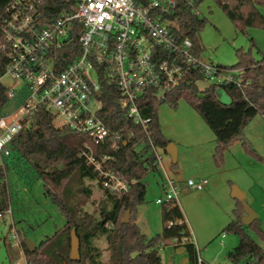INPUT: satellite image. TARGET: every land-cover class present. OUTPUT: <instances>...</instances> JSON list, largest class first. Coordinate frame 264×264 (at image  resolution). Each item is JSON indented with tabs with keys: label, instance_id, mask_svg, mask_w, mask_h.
I'll use <instances>...</instances> for the list:
<instances>
[{
	"label": "trees",
	"instance_id": "1",
	"mask_svg": "<svg viewBox=\"0 0 264 264\" xmlns=\"http://www.w3.org/2000/svg\"><path fill=\"white\" fill-rule=\"evenodd\" d=\"M48 15H52L58 6V0H53ZM235 25L244 33L247 28L264 29V0H216ZM60 8V7H59ZM58 9V8H57ZM53 11V12H52ZM168 19L177 24V35L180 38L189 37L193 42L195 55H202L200 31L204 27L205 18L194 14L192 7L181 3ZM74 31L72 42L60 52L71 58L80 53L78 37L80 30ZM248 50H236L237 62L223 67L237 68L242 71L240 85L235 83H208L202 90L198 81L204 80L203 73L191 68L183 82L167 92L165 99H157L151 94L140 98L141 114L150 119L147 134L141 125L131 120L119 104L117 84L102 74L103 108L98 113L111 132H124V139L119 141L117 148L108 138L104 143L95 144L86 135L72 131L67 127H57L53 116L42 107L29 124L12 140L14 156L13 164L24 165L36 179H41L44 194L55 203L65 224L52 235H47L36 243L34 251L24 243L26 234L17 230L21 240V249L12 246L6 236H0V241L6 251L9 264H163L160 254L161 245L173 243L182 245L188 252L189 264H209L201 262L193 235L178 200L165 201L161 205L162 230L153 237H148L137 224V210L146 196V176L152 171L160 172L156 156L151 150L149 138L154 145L165 148L171 141L160 126L158 109L160 104L168 102L177 106L185 99L205 120L215 134L216 145L214 159L217 165L224 162L225 152L236 142H241L243 150L257 160L263 161V156L257 151L251 140L245 135V128L258 115L264 118V54L255 58L252 47L256 46L253 38ZM8 59L0 49V116L11 111L23 102L20 95L14 99L9 97V86L2 82ZM218 87L224 89L230 97V103H223L216 95ZM132 133L131 136L129 134ZM90 144L95 155L110 154L114 157L104 167L117 172L130 187L127 191L111 192L103 188L99 173L85 161L81 152L85 144ZM178 165V162L173 164ZM96 181L103 189L104 197L96 211L85 209L88 203L95 204L91 199L93 186L85 182ZM10 186L7 180V169L0 167V212L10 206ZM130 210V221L123 223L122 219ZM244 206L236 200L233 209L234 219L225 229L239 236L238 244L227 253L230 264H264V247L250 234L253 231L264 241V230L258 217L251 225L242 222ZM172 222L171 226L168 224ZM76 228L80 239L82 258L79 261L70 259L71 229ZM106 237L109 261L102 262V251L96 245V240ZM185 239V241H183ZM24 263H19L21 256Z\"/></svg>",
	"mask_w": 264,
	"mask_h": 264
},
{
	"label": "built area",
	"instance_id": "2",
	"mask_svg": "<svg viewBox=\"0 0 264 264\" xmlns=\"http://www.w3.org/2000/svg\"><path fill=\"white\" fill-rule=\"evenodd\" d=\"M58 1L54 3L58 9L48 15L53 6L50 0H0V49L8 59L2 78L12 80L11 99L23 97L19 106L0 116L1 158L14 154L12 140L42 107L53 116V123L62 119L60 127L82 133L95 144L110 138L117 148L124 132H111L98 114L103 108L102 74L117 84L121 108L149 135L150 119L143 117L139 106L145 94L165 99L191 68L199 69L209 83L240 85L243 80L237 68L203 62L195 55L192 40L180 38L177 24L167 18L181 3L200 15L198 4L203 0ZM73 29L80 30V53L74 59L73 52L65 57L60 54L72 42ZM148 138L156 163L164 171V196L156 203L178 200V184L167 174L158 148ZM81 155L99 173L103 188L111 192L129 189L130 184L117 172L105 169L112 155L97 156L88 143ZM207 184V178L187 181L189 189L200 190ZM12 215L10 206L0 212V236H4L1 225L8 224L6 237L21 249Z\"/></svg>",
	"mask_w": 264,
	"mask_h": 264
},
{
	"label": "rangeland",
	"instance_id": "3",
	"mask_svg": "<svg viewBox=\"0 0 264 264\" xmlns=\"http://www.w3.org/2000/svg\"><path fill=\"white\" fill-rule=\"evenodd\" d=\"M198 8L200 15L205 18L204 27L199 35L203 48L201 55L203 62L234 65L237 62L236 50L239 48L248 50L251 47V38L256 42V46L252 47L253 56L257 59L262 57L264 29L249 27L247 33H244L216 0H203L198 4ZM261 11L264 13L263 7ZM2 82L7 86L12 84L11 78L6 76L2 78ZM208 83L206 80H200L198 86L202 90ZM216 95L223 103L228 104L231 101L221 87L217 88ZM158 118L164 135L176 146H180L177 166L173 165L171 156L164 148L158 149L167 174L172 178L180 175L181 179L186 180L188 177L196 179L204 172L208 179V184L203 190L188 189L183 182L179 184L178 202L193 233L198 255L212 264H230L227 253L239 241L236 233L224 230L226 224L234 219L233 209L236 200L231 196L234 185L246 194V200L257 212L264 230V118L260 115L256 116L245 128L246 137L263 156V161L247 154L242 149L241 142H236L225 152L224 162L219 166L213 157L214 151L210 156L200 155L199 151H196L197 146L190 149L185 145L197 139L198 135L204 136L207 132L206 135L209 137L215 136L202 116L185 99H181L177 106H172L168 102L160 104ZM54 124L60 127L63 121L57 118ZM206 140L205 143H209L207 136ZM17 157L18 155L0 157V167L7 169L12 216L16 229L21 230L22 235L26 234L28 239L39 242L64 225L66 219L58 206L44 194L42 180L34 178L24 165L19 167L13 164V159L18 160ZM163 172L160 168V172L152 171L146 176L145 200L137 210V224L148 237H153L162 230V204H157L156 199L164 196L160 185ZM85 184L93 186L91 199L96 201L95 204L88 203L85 209L96 211L104 197V191L96 181L92 183L86 181ZM1 229L2 235L7 236L8 224H2ZM250 234L264 247V241L259 236L253 231H250ZM95 243L102 251V262H108L110 251L106 237L98 238ZM160 254L163 264H185L183 262L188 258L186 247L175 246L173 243L161 247ZM18 262L24 263L22 254ZM0 264H9L2 241H0Z\"/></svg>",
	"mask_w": 264,
	"mask_h": 264
},
{
	"label": "water",
	"instance_id": "4",
	"mask_svg": "<svg viewBox=\"0 0 264 264\" xmlns=\"http://www.w3.org/2000/svg\"><path fill=\"white\" fill-rule=\"evenodd\" d=\"M72 36V32L69 33L68 39H70ZM165 152H167L171 158L173 164L178 162V151L177 146L174 142L170 141L168 145L164 148ZM231 196L241 201L244 206V215L242 216V222L245 225H251L257 218V212L254 210V208L247 202L246 200V194L237 186H233L231 191ZM123 223H128L130 221V210H127L124 214V217L122 219ZM24 243L27 245L28 249L31 251H34L36 248V243L31 239H24ZM81 250H80V239L76 233V228L72 227L71 229V244H70V259L73 261H79L81 260Z\"/></svg>",
	"mask_w": 264,
	"mask_h": 264
},
{
	"label": "crops",
	"instance_id": "5",
	"mask_svg": "<svg viewBox=\"0 0 264 264\" xmlns=\"http://www.w3.org/2000/svg\"><path fill=\"white\" fill-rule=\"evenodd\" d=\"M208 133V132H207ZM207 133H204V136H202V135H198V138L197 139H193V141H191V142H187L185 145L187 146V147H190V149H191V147H196L197 146V150L196 151H199V153H200V155H207V156H210V154L212 153V151H214V149H215V145H216V139H215V136H212V137H209V135H206ZM215 135V134H214ZM206 136L208 137V140H209V143H205L207 140H206ZM178 145V144H177ZM233 146H231V148H232ZM179 149H180V146L178 147L177 146V151L179 152ZM243 149V148H242ZM213 155H214V153H213ZM178 158H179V153H178ZM201 178H206V175H205V173L204 172H202L201 174H199L198 176H197V178L196 179H201ZM174 179L176 180V182H177V184H178V188L180 189V185L179 184H181V182H183V183H186V188H188V186H187V181L189 180V179H195V178H193V177H188L186 180H183V179H181V177H180V175H176L175 177H174ZM159 184V183H158ZM163 184H164V179H163V177H162V182L160 183V185H161V188L163 189ZM206 187V186H205ZM204 187V188H205ZM203 188V189H204ZM189 189V188H188ZM203 189H200V190H203ZM236 200V199H235ZM236 206V205H235ZM182 209V208H181ZM183 211V210H182ZM184 213V212H183ZM185 216V215H184ZM232 220H233V218H232ZM232 220H230L229 222H231ZM136 222H138V218H137V221ZM228 222V223H229ZM227 223V224H228ZM226 224V225H227ZM189 226V225H188ZM191 231V230H190ZM191 233H192V231H191ZM192 235H193V233H192ZM239 242V241H238ZM238 244V243H237ZM236 244V245H237ZM235 245V246H236ZM234 246V247H235ZM233 247V248H234ZM233 248H231V249H233ZM230 249V250H231ZM182 252H184V251H182ZM186 252V251H185ZM200 258V257H199ZM200 260H201V262H207V263H209V264H212V263H210V262H208V261H206V260H203L202 258H200ZM183 263H185V264H189V259L187 258L186 260H185V262H183ZM167 264H170V263H167Z\"/></svg>",
	"mask_w": 264,
	"mask_h": 264
}]
</instances>
